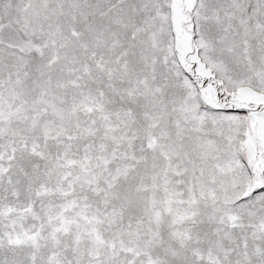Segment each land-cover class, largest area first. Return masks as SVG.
I'll use <instances>...</instances> for the list:
<instances>
[{
	"label": "snow or ice",
	"instance_id": "6c2138e0",
	"mask_svg": "<svg viewBox=\"0 0 264 264\" xmlns=\"http://www.w3.org/2000/svg\"><path fill=\"white\" fill-rule=\"evenodd\" d=\"M0 264H264V0H0Z\"/></svg>",
	"mask_w": 264,
	"mask_h": 264
}]
</instances>
